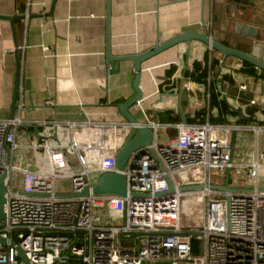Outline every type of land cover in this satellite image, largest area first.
<instances>
[{"label": "built area", "instance_id": "2783aa9c", "mask_svg": "<svg viewBox=\"0 0 264 264\" xmlns=\"http://www.w3.org/2000/svg\"><path fill=\"white\" fill-rule=\"evenodd\" d=\"M237 87L248 89L245 83ZM21 97L20 90L14 112L0 118V175L5 172L7 185L0 264H264L263 122L28 120L19 114ZM44 103L55 101L46 98ZM260 103L258 95L247 104ZM134 105L141 108L140 98ZM24 124L42 129L37 141L19 145L16 135ZM135 125L149 127L153 138L127 157L122 168L126 193H94L100 173L118 170L117 151ZM60 127L67 131L65 142L58 141ZM242 130L253 132L254 146L247 159L235 163L231 136ZM18 146L44 152L48 168L13 163ZM211 168L221 174L229 168L231 190L214 185L224 180L212 181ZM13 171L18 172L15 178ZM93 172L98 173L95 179ZM59 176L69 177V189L56 190ZM84 188L88 191L80 193ZM185 196L204 198L200 225L181 223Z\"/></svg>", "mask_w": 264, "mask_h": 264}, {"label": "crops", "instance_id": "0c3cea01", "mask_svg": "<svg viewBox=\"0 0 264 264\" xmlns=\"http://www.w3.org/2000/svg\"><path fill=\"white\" fill-rule=\"evenodd\" d=\"M108 9L109 50L113 56L138 53L180 32L204 27L216 40L247 52L255 51L264 58V0H248L246 4L241 0H109ZM106 11L107 0H0V13L26 14L14 18L12 23L0 18V118L13 112L15 48L19 57L16 101L21 90L22 118L123 117L117 103L134 93L135 69L132 59H107ZM236 20L254 25L259 37L236 32ZM212 58L216 60L213 67ZM194 60L207 61L205 81L185 76ZM243 60L233 54L223 58L219 50L195 38L166 47L141 62L139 86L144 114L134 104L131 111L139 120L172 122L166 118L178 114L174 93L179 92L187 121L264 123V69L247 61L255 66V73L243 71ZM171 66L172 72L167 75ZM211 83L217 105L210 101ZM239 83H245L248 89L239 91ZM258 95L260 104H247L249 98ZM46 98H53L55 104H45ZM223 99L227 102L224 110L220 102ZM37 128L35 131V124L21 125L17 143L37 141L42 127ZM59 134L58 141L68 139L65 128L60 127ZM233 134L237 153L241 152L243 141L249 143L251 151L253 132L242 130ZM159 136L163 139L164 133ZM261 137L264 149V132ZM23 154L30 168H48L44 152L25 147Z\"/></svg>", "mask_w": 264, "mask_h": 264}, {"label": "water", "instance_id": "95a60500", "mask_svg": "<svg viewBox=\"0 0 264 264\" xmlns=\"http://www.w3.org/2000/svg\"><path fill=\"white\" fill-rule=\"evenodd\" d=\"M54 1V0H53ZM240 1V0H235ZM243 4H246L248 0H241ZM109 0H107V11H106V21H107V47H106V57L107 59H125L129 58L133 60L134 63V69L135 74L132 81V86L134 93L128 97L126 100L117 103V107L119 109V112L122 114V116L127 119L128 121L136 122L137 118L131 111V106L134 104L136 99H139L142 97V90L139 86V80H140V68H141V62L146 59L147 57L157 53L158 51L165 49L166 47H169L173 44H176L181 41L189 42L191 39H198L206 44H208L211 48L217 49L222 53L223 58H225L229 54H233L235 56H238L246 61L251 62L252 64L264 69V58L256 54L255 51L247 52L229 45H226L215 38H213L203 27L201 30H187L180 32L166 40H163L161 42H156L151 48H148L144 51L133 53V54H126V55H118L113 56L110 54L109 50ZM25 17L26 14H3L0 13V18L9 19L12 23L14 18L16 17ZM201 23L204 24V19H201ZM234 30L236 32H240L242 34L251 36V37H259V32L257 31L256 27L252 24L245 23L243 21L236 20L234 23ZM14 54L17 60V70L15 74V89L13 94V105L12 110L14 112V109L16 107V99H17V92L19 88V57H18V51L17 48L14 50ZM176 106L174 107L175 110L178 112L181 121L186 122L187 119L182 111V108L180 106V93L176 92ZM12 112V113H13ZM35 131H38V128L35 126ZM153 138V131L146 126L142 125H135L132 127L127 139L125 140L124 144L118 149L116 154V165L118 170L114 172H103L100 173L97 177L96 184L92 187V191L94 193H115L118 195H124L126 193L125 188V180H124V174L122 173V168L127 160L128 155L130 152L136 148L142 147L146 144H148L151 139ZM234 143V134L231 139V146H233ZM232 152V149H231ZM229 168L225 171V177L224 182L221 185H216L217 187L223 188L225 190H231L232 187L228 185V177H229ZM4 176L5 172H3L0 175V226L2 225V220L5 218V210H4V202H5V191L7 189V185L4 182ZM192 186H201L199 184H194ZM182 187H187V185H184ZM173 189V185L169 184V190ZM88 191V188H84L80 193H86ZM0 240L2 242H5V238L0 237ZM10 243L13 244L14 240L11 239ZM19 254L21 258H23L26 262H28L27 258L25 257L23 251L18 248ZM143 264H170L167 260H156L152 262H144Z\"/></svg>", "mask_w": 264, "mask_h": 264}, {"label": "rangeland", "instance_id": "374dc122", "mask_svg": "<svg viewBox=\"0 0 264 264\" xmlns=\"http://www.w3.org/2000/svg\"><path fill=\"white\" fill-rule=\"evenodd\" d=\"M259 146H260V148L263 147V138L262 137L259 140ZM250 147L251 146L249 145V143H247V141H243L241 147H239V151H241L240 153H237V151H236L237 148H235L234 149L233 162L241 163L242 161H244L250 152ZM22 151H23L22 147L18 146L16 148V150L14 152V157L12 160L13 163L27 165ZM45 167L46 166L44 165L43 168H45ZM12 174H13V177L15 178L18 175V172L13 171ZM97 174H98L97 172H93L91 175L94 178L97 176ZM210 174H211V180L215 181V182H221L224 180V177H225V174H221L215 168H211ZM54 181H55L56 190H58V191L67 190L70 187L69 177H66V176L55 177ZM259 182H260V185H264V171L263 170L260 174ZM196 198H197L196 196L194 198H192L190 196L183 197L182 212H181V223L190 224V225H200L202 223L201 212H202L204 198L200 201L196 200ZM197 199H199V198H197ZM95 212H99L101 214V216L103 217V220H106L108 217L104 213H101L100 210L97 211V209H96Z\"/></svg>", "mask_w": 264, "mask_h": 264}, {"label": "trees", "instance_id": "16d2710c", "mask_svg": "<svg viewBox=\"0 0 264 264\" xmlns=\"http://www.w3.org/2000/svg\"><path fill=\"white\" fill-rule=\"evenodd\" d=\"M220 42L226 44V45H230L228 42L226 41H223V40H220ZM231 46V45H230ZM234 47V46H233ZM216 63V60L214 58L211 59L210 61V66L213 67L214 64ZM172 69L173 67H169L167 70H166V74L169 75L171 72H172ZM241 69L243 71H247V72H250V73H255V66L252 65L251 63L243 60L242 61V67ZM207 73H208V63L207 61L203 60V61H200V60H194L192 62V67L189 69L187 68L184 72L185 76H188L190 77L191 79L193 80H196V81H205L206 80V76H207ZM210 91H211V103L212 104H216L217 105V99H216V93L215 91H213V84L211 83L210 85ZM221 108L222 110H224V108L227 106V102L225 101V99L221 100ZM166 113H170L171 111L170 110H164ZM252 111V109H251ZM162 118H166V117H162ZM166 119H169L171 121H177V120H180V117L177 113L173 114L172 116H168ZM189 119V118H187ZM198 240L197 239H193V250L196 251L198 249Z\"/></svg>", "mask_w": 264, "mask_h": 264}, {"label": "bare ground", "instance_id": "6f19581e", "mask_svg": "<svg viewBox=\"0 0 264 264\" xmlns=\"http://www.w3.org/2000/svg\"><path fill=\"white\" fill-rule=\"evenodd\" d=\"M198 217V216H197Z\"/></svg>", "mask_w": 264, "mask_h": 264}]
</instances>
